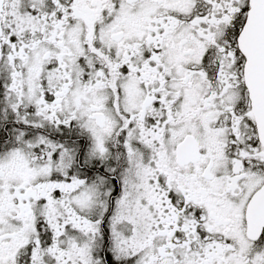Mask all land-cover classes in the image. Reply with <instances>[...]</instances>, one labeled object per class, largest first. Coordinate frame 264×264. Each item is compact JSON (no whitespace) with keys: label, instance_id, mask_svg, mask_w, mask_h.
<instances>
[{"label":"snow or ice","instance_id":"6c2138e0","mask_svg":"<svg viewBox=\"0 0 264 264\" xmlns=\"http://www.w3.org/2000/svg\"><path fill=\"white\" fill-rule=\"evenodd\" d=\"M0 264H264V0H0Z\"/></svg>","mask_w":264,"mask_h":264}]
</instances>
